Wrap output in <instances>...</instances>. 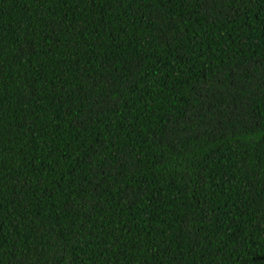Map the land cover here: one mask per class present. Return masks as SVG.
I'll return each instance as SVG.
<instances>
[{"label":"trees","instance_id":"obj_1","mask_svg":"<svg viewBox=\"0 0 264 264\" xmlns=\"http://www.w3.org/2000/svg\"><path fill=\"white\" fill-rule=\"evenodd\" d=\"M0 264H264V0H0Z\"/></svg>","mask_w":264,"mask_h":264}]
</instances>
